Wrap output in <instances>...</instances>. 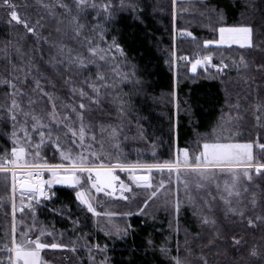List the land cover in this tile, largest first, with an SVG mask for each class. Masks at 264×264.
<instances>
[{"label":"rangeland","instance_id":"1","mask_svg":"<svg viewBox=\"0 0 264 264\" xmlns=\"http://www.w3.org/2000/svg\"><path fill=\"white\" fill-rule=\"evenodd\" d=\"M152 1L158 4V10L161 14L166 11V8L173 7L174 43L177 44L181 41L186 43L184 46L182 45V48L187 54L180 60L177 58L178 49L175 45L173 55L175 76L177 77L180 69H186L191 76L200 75L208 80L220 82L226 92L227 107L225 111L210 132L195 135L194 141L190 144L191 147H188L190 155H194L198 147L202 148L205 140L209 142H217V140L233 143L250 142L253 144L254 162L256 164L264 163V150L259 147L264 141V99L258 100L257 96L256 103L255 100L254 102H249L248 97L250 96L246 94V85L250 80H261L264 83V63L259 59L257 53L249 51L253 47V42L249 48H241L234 44L206 45L204 41L210 39L197 37L191 30L192 26L198 30L208 28L207 32L211 36L215 34L216 39H219V28L214 30V26L220 22V15L214 9L208 10L200 4L205 0H150L149 2ZM46 2L54 4L55 0H46ZM11 3L16 5L15 10L22 19L26 18L32 24L39 19L43 25L41 29L42 35L48 37L49 41L62 39L71 47L79 46L77 41L72 38L69 21L60 19L59 12L63 11L62 9L57 8V15L53 16L50 14L51 10L44 7L41 0H11ZM10 11L11 9L0 6V20H5L7 24L22 30L15 38L14 43L18 41L25 52L31 50L36 53V59L48 67V74L55 82L57 96L60 97L58 103H72L74 98L71 94H68L71 85H67L64 80L59 79L57 77L58 74L51 69L50 65L46 64L49 56L55 55V49L51 47L48 41L41 40L37 44L36 37L32 33H28L23 24L11 20ZM10 20L11 23L9 22ZM177 20L180 22L181 28L179 29L176 28ZM61 24L65 26L62 32L58 33L56 29ZM108 31H110V25L108 26ZM108 40L111 39L108 38ZM41 50L44 53L43 59L39 55ZM8 51L11 54L14 49L10 47ZM259 51L264 53L261 50ZM0 52L2 54L0 60H2L3 53L2 51ZM209 56L210 60H205V57ZM197 60H200L201 63L197 64L196 72H193L192 65ZM109 63L111 64V61ZM116 63L120 65L124 73L127 74L131 71L132 64L127 61L125 55L117 53ZM215 65H219V67H215ZM224 65H227V67H224ZM106 71L109 70L106 69ZM109 75H111L110 71ZM135 77L128 80L117 78L119 81L118 87L112 89L103 99V106L95 104L92 106V110L96 112L97 117L93 121L97 141L92 150L97 152L105 164L115 163L117 158L124 163L135 161L163 162L166 160L164 156L167 155L169 160L174 159L179 148L175 140L173 154H164L157 144L144 138L143 129L131 119V108L128 107L130 98L128 89L130 84L133 81L135 82ZM79 80L82 81L83 77H80ZM3 92L4 89L0 86V103L4 102ZM121 97L125 101L122 105L124 108L123 112L120 111L119 98ZM174 100L175 108L177 109L176 95ZM101 123L106 126L111 124L116 127L118 130L117 138L109 134L111 128H107L104 133H100ZM101 137H103L102 140ZM101 143L103 144L102 148L100 146ZM45 147L47 146L41 149L43 157H45L43 152ZM87 147L88 144L86 142L85 149ZM57 153L59 162H61L59 151ZM87 154L88 152L85 151V155ZM248 170L253 174V180L248 181L241 176V181L249 188L250 192L256 193V203L254 205L251 203L252 196L250 192L245 194L243 200L245 205L243 209L244 216L242 218L238 213L226 214L223 202L218 197L215 201L211 200L209 194H216L215 182L202 181L194 173H187L184 169H181L179 180H177L175 171L169 176L167 170H164V173L161 174L154 169L151 177L152 187L137 186L128 171H123L119 168L114 169L115 174L120 177V181L131 185V191H124V195L128 196L129 199L125 200L120 195V181H116L114 183L117 192L114 196H108L105 192L96 194L98 199L94 200L93 203L99 215L88 211L85 206L77 201L85 209V213L91 216L90 223L94 229L93 233H90L79 221L71 222L72 226L68 227V230H65L66 232L63 231V227L61 229V227L52 224L47 225L45 221L39 222L38 210L41 208L39 205L43 207H46V205L37 204L34 201L31 202L35 207L33 212L27 206V197H24L26 201L23 205L25 211L21 213L19 211L21 207L20 194L17 191L15 197H13L11 193V174L0 173V184L3 185L4 183L5 186L8 184L10 187L11 216L10 227H8L10 231L6 228V232L0 241V260L7 264L9 255L14 256V254L8 253V247L11 245L13 223H15L17 240L22 238V231H29V228H31L29 234L33 238L40 236L41 230H44V235L40 236L42 242L49 243L48 240H51L52 243L68 245V247L62 248L42 249L41 258L44 264H111L109 254L111 246L129 238L134 229L132 218L138 216L144 222L158 224L163 227L164 231L160 230V232H164V238L161 244L158 245V250L165 259L170 261V264H175L174 257L177 256L185 261L186 264H203L204 258L207 259L208 264H242L236 261L233 263L231 256L244 254L247 242L249 243V236H257L260 228L262 226L264 228V175L256 174L255 167ZM144 171L146 170H137V174H142ZM237 171L242 173L244 169H237ZM261 173L264 174V169H261ZM47 175L46 172L45 178H47ZM225 179L230 178L227 176L218 178L221 186H223ZM161 180L165 182L164 186L159 188L156 196H151L152 191L156 190ZM185 180H187V188L184 186ZM201 183L204 185L203 187L200 186ZM54 188H58V186L53 185L51 192ZM108 191H111V189H108ZM177 195L181 200L178 214L175 212ZM150 196L151 199H149ZM50 200L46 199L44 202ZM146 200L148 204L145 207L144 202ZM13 201L17 208L15 221L12 214ZM206 202L211 203L212 207L209 208ZM137 209H143V211H137ZM107 213H111V215ZM128 213H131V215H128ZM205 215L214 219L216 223H202L201 221ZM256 217H261V219L256 220L253 225H249L248 219L252 218L255 220ZM128 225H131V227H128ZM80 226L84 228L82 233L76 231L81 229L79 228ZM125 228H127L126 234L123 231ZM117 229L120 230L119 235L117 234ZM95 233H98L105 241H99ZM233 237L238 238L239 243H236ZM255 238H258V236ZM256 242L257 246H264V239L256 240ZM228 243L231 245L229 246ZM97 244L100 245V249L95 248ZM105 245H107V249L102 250ZM163 249H167V252ZM219 250L224 252L222 256L218 254ZM105 257L108 258L107 261H105ZM251 259L253 260L252 256L249 261L243 263H250Z\"/></svg>","mask_w":264,"mask_h":264},{"label":"snow or ice","instance_id":"2","mask_svg":"<svg viewBox=\"0 0 264 264\" xmlns=\"http://www.w3.org/2000/svg\"><path fill=\"white\" fill-rule=\"evenodd\" d=\"M141 2L142 0H55L53 4L41 0L43 6L49 8L53 16L57 15V8L63 10L59 12L60 19L69 21L72 38L79 45L71 47L62 39L49 41L48 37L42 35L43 25L39 19L32 24L28 19L21 18L15 10L16 5L11 3V0H0V6L11 9V20L23 24L27 32L36 37L37 44L41 40L48 41L55 49V55L49 56L46 64L64 78L65 84L71 85L68 94L74 98L70 104L58 103L60 97L57 96L55 82L48 74V67L36 59V53L31 50L25 52L18 41L15 43L12 40L6 41L3 49L0 50L3 53V59L0 60V86L4 89V102L0 103V122L7 123L11 129L4 133L11 147L6 146L3 151H0V173L11 174L13 197H15L17 188L19 189L21 198L19 211L21 213L25 211L24 197H27L28 208L34 212L35 207L31 202L40 204L46 199L50 200L55 195L51 192V187L65 185L73 189L75 198L80 204L93 214L99 215L93 201L98 199L96 194L101 192H105L108 196L116 194L117 189L114 182L120 181V177L115 174L114 169L128 171L137 186L145 187H152L151 177L154 169L161 174L167 170L169 176L175 171L177 180L180 179L181 169H184L187 173H194L202 181L215 182L216 194H209L211 200L215 201L218 197L223 202L226 214L238 213L243 218L245 206L243 200L250 190L241 181V176L252 181L253 174L248 170L252 167H255L256 174L264 175L261 173L264 163L254 162L253 144L250 142L233 143L219 140L209 142L205 140L202 148L198 147L194 155H190L188 147L178 148L174 159L151 163L141 161L124 163L117 158L115 163L105 164L97 152L92 150L97 141L93 123L97 117L92 106L94 104L103 106V99L112 89L118 87L117 78L128 80L135 77L134 65L126 74L116 63L117 53L125 54L124 47L115 36L108 40V26L117 22V14H128L134 20H139L143 12L140 7ZM64 26L61 24L56 31L62 32ZM218 31L219 39L205 40L204 43L206 45L233 43L241 46L252 45L253 27L251 25L221 26ZM10 47L14 49L11 54L8 51ZM39 55L43 59L42 50ZM205 60H210V56L205 57ZM200 63L201 61L197 60L192 65L193 72H196L197 64ZM106 69L111 72V75ZM80 77H83L82 81L79 80ZM119 99L120 111L123 112L122 105L125 101L122 97ZM107 128H111L109 134L117 138L118 130L111 124L106 126L101 123L100 133H104ZM86 142L87 149H85ZM44 146H50L54 148V151H59L61 162L49 163L47 158L41 155V149ZM100 146L102 148L103 144L101 143ZM259 147L264 150V144H260ZM85 151L88 152L87 155ZM241 168L244 169L242 173L237 171ZM138 169L146 171L137 174ZM46 172L47 178H45ZM221 176L230 178L225 179L223 186L218 182ZM164 183L161 180L151 196H156ZM184 186L187 188V180ZM200 186L204 185L201 183ZM119 188L120 195L125 200L129 199L124 195V191H131V185L120 181ZM250 195L252 196L251 203L254 205L256 193L250 192ZM206 203L209 208L212 207L211 203ZM147 204L146 200L145 207ZM180 207L181 200L177 195L175 199L177 214ZM16 211L17 208L13 201L14 221ZM137 211H143V209H137ZM107 214L111 215V213ZM260 219L261 217H256L255 220L249 218L248 224L253 225L256 220ZM201 222L216 223L214 219L206 215ZM12 231L13 236L8 253L14 256L9 255L7 264H44L41 258L42 249L68 247L64 244L42 242L40 236L44 235V230H41L40 236L33 238L29 234L31 231L29 228V231L21 232L22 238L19 240L15 235V223H13ZM123 231L126 234L127 228ZM119 233L120 230L117 229V234ZM233 240L239 243L238 238L233 237ZM95 248L100 249V245H95ZM106 249L107 245L102 250ZM163 250L167 252V249ZM256 254L253 250V255ZM107 259L105 257V261ZM174 261L175 264H186L178 256L174 257ZM0 264H4V261L0 260ZM203 264H208L206 258L203 259Z\"/></svg>","mask_w":264,"mask_h":264},{"label":"trees","instance_id":"3","mask_svg":"<svg viewBox=\"0 0 264 264\" xmlns=\"http://www.w3.org/2000/svg\"><path fill=\"white\" fill-rule=\"evenodd\" d=\"M149 1L142 0L140 5L143 12L139 20H134L128 14H117V22L110 25L108 38L117 37L124 47L125 58L135 66V82L128 89L131 119L143 129V136L147 141L157 144L164 154L172 155L175 140L181 149L191 147L196 134L210 132L227 107V97L220 82L200 75L191 76L186 69H180L177 77L175 76L174 48L176 45L177 58L180 60L187 54L182 48L186 43H174L173 7L166 8L161 14L158 4ZM200 4L208 10L214 9L220 15V26L216 24L214 30L221 26L251 25L253 47L249 51L257 53L264 63V53L259 51L264 52V0H205ZM176 26L177 29L181 28L179 20L176 21ZM191 30L197 37L216 39L215 34L211 36L207 32L208 28L198 30L192 26ZM20 31V28L0 20V49H3L6 41L14 42ZM1 55L0 52V58ZM57 77L64 80L59 74ZM263 84L261 80L252 79L248 82L246 94L250 96L249 102L255 100L256 103L257 96L258 100L264 99ZM10 130L7 123L0 122V151L6 146L11 147L4 136ZM43 152L49 163L59 162L58 153L53 147L47 146ZM167 156L164 157L169 160ZM3 185L0 186V241L6 228L10 231L8 227L11 223L10 187L8 184ZM52 192L55 195L51 200L42 203L46 207L39 205V222L45 221L47 225L52 224L65 231L72 226L71 222L79 221L90 233L94 232L90 223L91 216L78 204L73 189L54 188ZM82 226L76 230L78 233L84 232ZM132 226L134 229L127 240L111 246V264H170L158 250V245L164 238V232H160L164 231L163 227L144 222L138 216L132 218ZM95 235L99 241H105L98 233ZM257 236H249L244 254L231 256L233 263L236 261L245 264L243 262L249 261L252 256L253 260L247 264H264V246H257L256 242L264 239L263 226ZM48 241L52 243L51 240ZM253 250L256 255H253ZM223 253L220 250L218 252L220 256Z\"/></svg>","mask_w":264,"mask_h":264},{"label":"crops","instance_id":"4","mask_svg":"<svg viewBox=\"0 0 264 264\" xmlns=\"http://www.w3.org/2000/svg\"><path fill=\"white\" fill-rule=\"evenodd\" d=\"M234 45H237V46H240L241 48H249L250 46L249 45H243V46H241L240 44H235V43H233ZM231 45V44H230Z\"/></svg>","mask_w":264,"mask_h":264},{"label":"bare ground","instance_id":"5","mask_svg":"<svg viewBox=\"0 0 264 264\" xmlns=\"http://www.w3.org/2000/svg\"><path fill=\"white\" fill-rule=\"evenodd\" d=\"M141 170V169H138ZM58 187H65V188H70L69 186H65V185H57Z\"/></svg>","mask_w":264,"mask_h":264},{"label":"built area","instance_id":"6","mask_svg":"<svg viewBox=\"0 0 264 264\" xmlns=\"http://www.w3.org/2000/svg\"><path fill=\"white\" fill-rule=\"evenodd\" d=\"M17 191L19 192V189L17 188Z\"/></svg>","mask_w":264,"mask_h":264}]
</instances>
